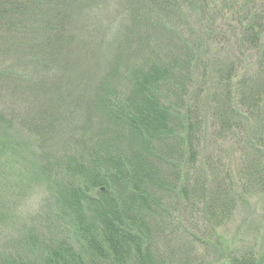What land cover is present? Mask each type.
<instances>
[{
	"label": "trees",
	"instance_id": "obj_1",
	"mask_svg": "<svg viewBox=\"0 0 264 264\" xmlns=\"http://www.w3.org/2000/svg\"><path fill=\"white\" fill-rule=\"evenodd\" d=\"M74 3L90 9L87 25L101 20L100 0H0L1 98L5 76L13 78L14 93L44 88L55 52L58 56L66 48L64 32L71 31ZM136 4L133 17L160 31L163 41L152 45L147 61L128 68L126 80L106 86L97 99L98 131L89 126L69 131L68 144L55 139L42 156L34 152L49 156L46 161L31 164L19 159L20 148L4 140L0 130V179L22 195L48 176L52 192L46 200L54 203L43 221L45 232L31 231L15 245H0V264H264V249L224 246L227 241L218 233L233 220L238 203L264 195V0ZM221 5H236L239 38L256 64L250 80L234 84L218 78L216 108L209 111L202 104L203 113L199 116L196 107L194 118L187 98L195 88L196 55L210 39H219L217 28L207 24ZM37 19L43 24L39 38L30 31ZM199 94L196 90L197 101ZM4 115L0 110V119ZM21 115L16 117L20 124L36 134L46 129L42 120ZM202 116H211L220 130L215 136L209 132L211 145L208 131L201 129L207 119ZM229 136L231 151L219 148L217 142ZM27 143L20 139L18 145ZM201 145L212 153L205 159L199 157ZM195 149L196 158L204 160L201 171L189 173ZM222 150L237 155L233 172L231 164L222 163ZM238 182L244 186L237 188ZM166 248L175 252L166 254Z\"/></svg>",
	"mask_w": 264,
	"mask_h": 264
},
{
	"label": "rangeland",
	"instance_id": "obj_2",
	"mask_svg": "<svg viewBox=\"0 0 264 264\" xmlns=\"http://www.w3.org/2000/svg\"><path fill=\"white\" fill-rule=\"evenodd\" d=\"M134 1L136 0H100L101 20L94 23V26L87 25L92 17L89 14L90 9L84 5L78 7V3H74L73 13H70L72 15L71 31L64 32L66 48L58 56V52H55V67L52 69V73L43 79L48 82L43 81L45 86L42 81L38 84L40 87L44 86L43 89H29L25 92L14 93L12 84L14 82L11 81L13 78L2 77V80H8V82L6 85L2 83L4 86L3 97H0V110L5 114L4 118L0 119L1 136L6 141L11 140V144L20 148L19 159L21 161L43 164L49 156L41 157L42 152H48L55 139L60 137V143L68 144L69 131L82 130L88 126L90 130L92 128L93 131H98L101 107H97V99L105 95L106 86L113 84L115 80H126L128 68L132 71L133 66L147 61L152 45L156 46L163 41L160 31L148 27L144 21L133 17L138 8V2L133 5ZM236 10V5L230 8L221 5L218 14L207 24V26L212 25L213 29L217 28L219 31L217 36L220 39V34H222V37L216 41L210 39L208 48L203 50L200 55H196L195 88L192 87L194 91L190 94L192 100L187 98L188 106L193 102L191 108L195 111L194 118H196V107L199 116L203 113L202 104L209 111L216 108L215 94H219V89L215 82L219 80L218 78L221 81L230 80L236 84L239 80H250L249 72L254 70L256 63L253 64V61L256 60H253L254 56L251 60L248 59V54L252 51L247 50V44H243L240 40L238 11L236 12ZM223 21L225 23L232 22V24L226 28L224 27L226 25H222ZM42 25L37 19L35 30L30 29L35 32L36 38L40 36L41 31L39 30ZM231 65L233 74L228 77L226 71ZM203 73L206 74L203 76ZM196 90L200 93L197 95L198 101L196 100ZM15 97L20 98L18 102L15 101ZM32 105L33 109H31ZM11 106L16 107L11 110ZM12 111L17 113L14 118L10 115ZM183 113L184 111L181 110L180 114L183 115ZM19 114H22V119L31 120L35 117L42 120L46 124V129L40 130L41 135L36 134L27 126L20 124L21 121L17 119ZM210 117L202 116L203 120L207 119L201 126V129L208 131L205 138L209 145L213 143L210 144L213 138L209 132L214 131V136L216 132L220 133L213 120L209 119ZM194 126L196 127V125ZM222 130L226 131L224 128ZM20 139H24L28 143L21 147L18 145ZM217 143L220 145L219 148L231 151L232 138L230 136L226 141L220 140ZM206 149L209 150L210 147L206 146L205 148V145H201L198 152H203L199 157L205 156V159L212 154ZM36 151L41 156L36 157L34 154ZM222 152V163L231 164L233 172L236 168L235 157L237 155L234 157L230 152L227 153L224 150ZM199 157L196 158L195 149V160L193 164L191 163L192 167L188 166L189 173L196 170L201 171V163L204 159ZM48 179H50L48 176L41 181L36 179L35 184L22 195L16 194L17 191H14L15 194L10 192L15 188V185L9 186L3 179H0V245L4 244L5 246L6 242L10 243L9 245H15L20 236L24 237L31 231L34 235L45 232L44 218L53 213L54 207V203L46 200V197L52 192L48 188L50 184ZM238 184L241 183H237V188L241 185L244 186ZM22 205L38 206L39 212L28 222L16 227L13 213ZM233 212V220L229 224L227 222L221 225L218 229V233L223 236L222 239L227 241L222 244L228 247L237 246L238 249L248 245H253L255 249H264V195L260 193L251 195L246 203H238ZM5 227L12 228V231L5 232ZM165 250L166 254L168 251L175 252L172 248ZM175 264H180V262H175Z\"/></svg>",
	"mask_w": 264,
	"mask_h": 264
},
{
	"label": "clouds",
	"instance_id": "obj_3",
	"mask_svg": "<svg viewBox=\"0 0 264 264\" xmlns=\"http://www.w3.org/2000/svg\"><path fill=\"white\" fill-rule=\"evenodd\" d=\"M39 212L38 206L29 207L27 205H22L14 210V218L16 220V227H19L20 224L26 223L33 216H36ZM12 228L5 227V232H11Z\"/></svg>",
	"mask_w": 264,
	"mask_h": 264
}]
</instances>
